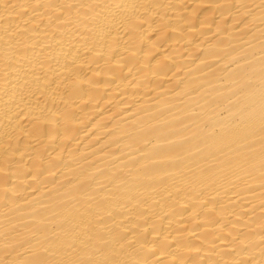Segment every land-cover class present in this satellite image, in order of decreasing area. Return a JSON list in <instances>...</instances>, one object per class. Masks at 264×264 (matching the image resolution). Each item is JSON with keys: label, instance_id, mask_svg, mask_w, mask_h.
Returning a JSON list of instances; mask_svg holds the SVG:
<instances>
[{"label": "bare ground", "instance_id": "6f19581e", "mask_svg": "<svg viewBox=\"0 0 264 264\" xmlns=\"http://www.w3.org/2000/svg\"><path fill=\"white\" fill-rule=\"evenodd\" d=\"M0 264H264V0H0Z\"/></svg>", "mask_w": 264, "mask_h": 264}]
</instances>
